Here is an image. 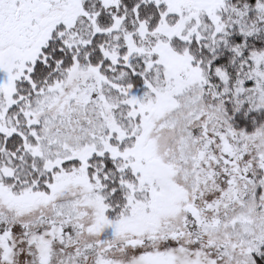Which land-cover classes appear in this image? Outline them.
Returning <instances> with one entry per match:
<instances>
[{
	"label": "snow or ice",
	"instance_id": "snow-or-ice-1",
	"mask_svg": "<svg viewBox=\"0 0 264 264\" xmlns=\"http://www.w3.org/2000/svg\"><path fill=\"white\" fill-rule=\"evenodd\" d=\"M0 264H264V0H0Z\"/></svg>",
	"mask_w": 264,
	"mask_h": 264
}]
</instances>
